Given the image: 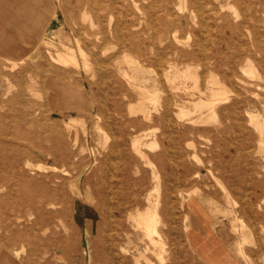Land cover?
Segmentation results:
<instances>
[{
	"label": "rangeland",
	"instance_id": "rangeland-1",
	"mask_svg": "<svg viewBox=\"0 0 264 264\" xmlns=\"http://www.w3.org/2000/svg\"><path fill=\"white\" fill-rule=\"evenodd\" d=\"M47 1L0 57V264H209L186 229L264 264V0ZM157 201L163 246L136 220Z\"/></svg>",
	"mask_w": 264,
	"mask_h": 264
},
{
	"label": "bare ground",
	"instance_id": "bare-ground-1",
	"mask_svg": "<svg viewBox=\"0 0 264 264\" xmlns=\"http://www.w3.org/2000/svg\"><path fill=\"white\" fill-rule=\"evenodd\" d=\"M47 5H48V1L47 0H0V10H1L0 19L2 21H4L6 24H8L9 27H11L10 30L15 31V29L18 28L21 31L20 33H21V36H22V40L21 41H16L14 43V42L11 41V40L14 39V38H11L13 36V34L11 32H10V34L7 35L8 37H10V38H8L9 40L6 39L7 41L4 39L5 36L3 35V33H0V38H3L2 40H0V57L1 58H5V59L10 60L11 57L7 58L2 53H11L12 52V54H14V52L20 50V47H19L20 43L33 44V43L36 42V40H37L36 31L31 30V32H29L30 31V27L33 26L31 21H29V19H31L33 16H35L39 9H42L43 7H45ZM30 50L31 49H27V47H26L22 51L25 53L24 54L25 56H28ZM75 54L76 53H75L74 50H72L67 45H64V50L59 51L58 55L56 57H53V60L55 62H57V63L74 64L75 67H76L77 64H78V59L76 58ZM83 54H84V52L82 51V56L84 57ZM85 66H87V65H85ZM76 68H78V67H76ZM249 71L251 73H253L252 69H250ZM183 77H188V74H184ZM139 89L141 90L142 95L146 94L147 91L145 92L143 90V88H141V86L139 87ZM64 95L65 96L62 99V105L65 106L66 108H69L71 106L75 107L77 110H81V109H85V108L87 109L88 108L86 103H78L80 100H82L84 98V96H83V94L81 92H79L77 94L73 88L68 87L67 90H64ZM222 96H224L223 93L214 92L213 93V98H212L211 101L205 102V101L201 100V101L195 103L196 112H200L204 108H208L209 106H211L214 103L215 100L216 101L219 100ZM77 98H78V100H77ZM74 99H75V101H74ZM57 100L58 99H56V101ZM154 104H155V102H154ZM142 111H145L144 108H142ZM182 113H183V115H188L189 114V112L185 111V109H182ZM202 124H204V123H202ZM258 124H260V123H258ZM141 145H142V143H141L140 139L136 138L133 141V148L138 154L142 153ZM193 159H195V158H193ZM88 191H90V190H88ZM89 194H90V192H89ZM90 196H92V195L90 194ZM157 207H159L158 201L155 204L154 208H148L146 211H144L142 213H139V215L136 218V220H137L138 228L142 229L144 231L145 236L150 240V242L152 244H154L156 246H163L164 245V237H163V234H162V232L160 231V228H159L160 224H161V217H160V212L158 211ZM186 231H187V237L191 238L190 241L192 243L193 248L195 250H197V248H198V251H200L199 252L200 253L199 254L200 259H202L203 261L204 260L207 261L209 264H221L222 258L217 256L218 253L215 250H212L211 249L212 247L210 249L206 247L207 249H206V251H204V249H201V240L198 237H196L195 235L191 234L188 231V229H186ZM198 239H199V241H198ZM158 257H159V259L162 262H164L166 260L165 256L163 255V253H159ZM225 258H226V261L228 260V262H229V257L226 256ZM141 260L146 261V262L142 263ZM136 262L139 263V264H155L143 252H140L138 257H136Z\"/></svg>",
	"mask_w": 264,
	"mask_h": 264
},
{
	"label": "crops",
	"instance_id": "crops-1",
	"mask_svg": "<svg viewBox=\"0 0 264 264\" xmlns=\"http://www.w3.org/2000/svg\"><path fill=\"white\" fill-rule=\"evenodd\" d=\"M85 234H86V235H88V234H89V233H88V229H86V230H85Z\"/></svg>",
	"mask_w": 264,
	"mask_h": 264
}]
</instances>
